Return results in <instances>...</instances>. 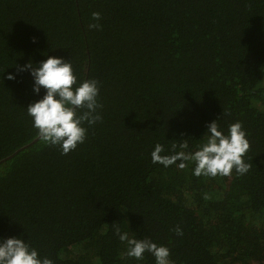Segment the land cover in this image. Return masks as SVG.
Masks as SVG:
<instances>
[{"label": "trees", "instance_id": "1", "mask_svg": "<svg viewBox=\"0 0 264 264\" xmlns=\"http://www.w3.org/2000/svg\"><path fill=\"white\" fill-rule=\"evenodd\" d=\"M48 56L99 82L102 120L67 155L26 113L43 90L19 68ZM214 120L242 124L245 175L151 162L157 143L196 151ZM0 161V238L52 264H155L113 224L172 264H264V0H0Z\"/></svg>", "mask_w": 264, "mask_h": 264}, {"label": "clouds", "instance_id": "2", "mask_svg": "<svg viewBox=\"0 0 264 264\" xmlns=\"http://www.w3.org/2000/svg\"><path fill=\"white\" fill-rule=\"evenodd\" d=\"M94 16L99 19V13ZM19 72H28L32 77L34 94L39 96L43 90L42 98L26 108L40 142L45 146L58 147L61 155H67L83 144L88 132L85 123L94 126L102 120L98 112L101 107L99 82L88 79L77 84L71 62L55 56H48L37 65L31 62L23 65ZM15 78L14 75L8 76V79ZM217 121L206 125L204 141L196 151H185L189 145L187 140H182L172 146L171 155H161L165 148L157 143L151 152V162L167 168L180 161L178 167L181 169L191 162L194 164L192 174L196 177L229 176L233 169L238 175H245L250 165L245 162L244 156L250 144L242 124L235 122L225 132ZM177 148L180 150L176 151ZM113 229L121 244L125 245L127 257L140 261L148 252L154 256L155 264H172L167 246L158 245L150 239H138L116 224H113ZM174 231L178 236L183 235L179 227ZM0 264H52V261L41 258L24 239L9 237L0 238Z\"/></svg>", "mask_w": 264, "mask_h": 264}, {"label": "water", "instance_id": "3", "mask_svg": "<svg viewBox=\"0 0 264 264\" xmlns=\"http://www.w3.org/2000/svg\"><path fill=\"white\" fill-rule=\"evenodd\" d=\"M26 146H27V145H24V146H22V147L16 149V150H15L13 153H11L10 155H8V156L2 158L1 161H5V160L11 158L13 155H15L16 153H18L21 149H23V148L26 147ZM1 161H0V162H1Z\"/></svg>", "mask_w": 264, "mask_h": 264}]
</instances>
